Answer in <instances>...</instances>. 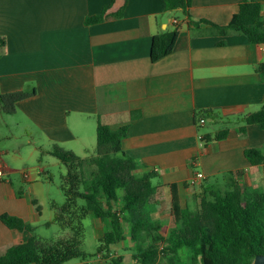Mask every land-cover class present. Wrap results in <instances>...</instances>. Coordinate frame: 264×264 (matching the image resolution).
Listing matches in <instances>:
<instances>
[{"label":"crops","instance_id":"0c3cea01","mask_svg":"<svg viewBox=\"0 0 264 264\" xmlns=\"http://www.w3.org/2000/svg\"><path fill=\"white\" fill-rule=\"evenodd\" d=\"M241 1L193 0L187 17L167 11L162 0H0V94L34 92L17 104L15 115L0 114V257L31 237L9 229L2 215L36 229L46 224L40 191L50 177L41 178L45 169L20 171L14 162L24 150L31 159L53 157L54 146L90 157L98 125L127 128L122 149L138 162L139 174L158 175L161 199L151 213L166 211L169 224L157 221L168 229L173 185L182 207H193L203 187L224 184L229 173L244 190L264 192L263 168L245 157L249 148L264 150V130H240L243 118L263 106L257 67L264 46L203 23L228 26ZM101 15L102 22L86 23ZM175 28L174 51L153 63V37ZM132 112L140 117L131 120ZM203 118L207 123L199 125ZM225 129L227 137L214 140ZM197 172L204 178L195 182ZM125 230L112 250H131ZM98 259L95 264H105Z\"/></svg>","mask_w":264,"mask_h":264},{"label":"trees","instance_id":"16d2710c","mask_svg":"<svg viewBox=\"0 0 264 264\" xmlns=\"http://www.w3.org/2000/svg\"><path fill=\"white\" fill-rule=\"evenodd\" d=\"M162 1L167 11L182 10L187 17L193 2ZM103 19L104 15L88 18L86 23L96 24ZM203 23L223 33L228 29L241 32L252 44L264 46V5L256 0H242L226 27ZM178 35L179 30L175 28L153 37L150 55L153 63L174 51ZM257 71L264 77V63L257 67ZM33 93L0 94V114L15 115L17 104ZM204 115L209 116V113ZM139 117V112L131 113V120ZM242 121L245 124L240 128L243 134L246 127L252 125L264 130V102L258 112L246 115ZM228 133L229 129L221 130L215 134L214 140H223ZM126 136V127L112 130L98 125L95 150L87 158L59 146L52 148L50 155L66 169L61 186L65 203L61 206L52 203L54 218L45 226L57 224L64 235L44 239L35 234L36 228L31 224L2 215L1 221L9 229L28 232L31 237L7 249L0 257V264H69L94 257L106 264H123V257H117L112 246L125 239L126 226L129 227L130 251L136 264H160L163 259L168 264H184L182 256L186 249L191 252V264H252L257 256L264 255L263 191L244 190L235 175L229 173L223 185L203 187L196 194L193 207L190 204L182 207L173 185L172 225L167 232L151 217V209L160 202L163 186L155 184L158 179L155 172L138 173V162L122 149ZM245 157L253 167H262L264 171V150L249 148ZM90 165L95 166L96 171L87 177L86 168ZM91 215L108 225L94 255L83 251L84 220Z\"/></svg>","mask_w":264,"mask_h":264},{"label":"rangeland","instance_id":"374dc122","mask_svg":"<svg viewBox=\"0 0 264 264\" xmlns=\"http://www.w3.org/2000/svg\"><path fill=\"white\" fill-rule=\"evenodd\" d=\"M217 127L213 126L209 130H216ZM22 139V138H21ZM14 143H9V147H13ZM96 146V140L93 144V147ZM93 148V149H94ZM15 167L18 170L25 169L30 174L36 173L40 169H45L46 174L41 176L43 179L44 177L49 176L50 180H44L42 183L44 184L42 187L41 196L40 199L43 203V214H42V223H47L54 218V211L51 209L52 203L56 204L57 206H61L65 203V197L62 192L61 186H62V178L66 174L65 166L55 157H45L41 160L40 157L37 159H31L29 156V152L23 151V159L17 162H14ZM96 171V167L93 165H90L86 168V174L87 177H90L91 173ZM223 185V184H222ZM164 199V198H163ZM162 213H164V216L167 214L166 211L161 212L160 214L155 211V215L152 214L151 217L153 220L157 221V218H162L163 223L168 225L169 222L166 218L162 216ZM165 225L166 231L168 230V227ZM84 227H85V241L83 245V251L86 254H93L95 253L98 245L99 240L103 236L104 232L107 231L106 224L97 221L96 219H92L89 217L84 220ZM164 229V230H165ZM168 232V231H167ZM35 234L38 237L44 238V239H55L57 237L63 236L64 232L61 231L60 227L57 224H53L50 227H46L45 225L40 226L36 229ZM122 246V245H121ZM114 254L118 257L119 255H124L126 257L125 263L126 264H136L133 257H131V251H129V248L126 246L122 248L119 246L118 249H113ZM98 258H89L85 262L77 261L76 264H90V263H96ZM182 260L184 264H191V252L190 251H184ZM106 264V263H105ZM160 264H168L166 259H163Z\"/></svg>","mask_w":264,"mask_h":264},{"label":"built area","instance_id":"2783aa9c","mask_svg":"<svg viewBox=\"0 0 264 264\" xmlns=\"http://www.w3.org/2000/svg\"><path fill=\"white\" fill-rule=\"evenodd\" d=\"M206 123H207V121H206L205 118L200 119V121H199V125H204V124H206ZM2 174H3V173L1 172V175H2ZM24 175L27 176L28 173H27V172H24ZM203 178H204V175H203L202 173H199V172L195 173V182H197V181H201ZM90 264H94V263H90Z\"/></svg>","mask_w":264,"mask_h":264},{"label":"water","instance_id":"95a60500","mask_svg":"<svg viewBox=\"0 0 264 264\" xmlns=\"http://www.w3.org/2000/svg\"><path fill=\"white\" fill-rule=\"evenodd\" d=\"M252 264H264V255L257 256Z\"/></svg>","mask_w":264,"mask_h":264}]
</instances>
